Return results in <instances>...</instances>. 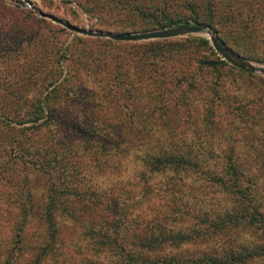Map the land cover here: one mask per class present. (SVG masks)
<instances>
[{"label": "trees", "instance_id": "trees-1", "mask_svg": "<svg viewBox=\"0 0 264 264\" xmlns=\"http://www.w3.org/2000/svg\"><path fill=\"white\" fill-rule=\"evenodd\" d=\"M171 1L175 0H104L103 3L110 8L153 18L150 27L154 30L191 22L218 33L212 21L195 14L191 18H169L165 12ZM15 9L9 11L15 13ZM158 14L161 20H155ZM88 40L95 46L102 44L100 38ZM159 41L165 40H157L152 48L135 47L124 56L112 53L110 57L114 62L108 73L111 85L85 86L82 77L89 74L86 65L94 58L89 52L82 55L85 63L77 62L76 67L67 70L58 81L51 80L49 74L34 71L26 74L39 83L42 97L20 106L21 120L17 125L26 131L28 128L24 125L29 123L31 131L20 134L13 122L6 126L5 132L0 131V134L11 133L8 147H3L2 152L15 156L8 166L11 170L5 169V172L14 175L13 166L25 164L24 176L18 186L28 183L30 172L42 176L45 202L39 217L45 225L46 239L42 245L33 248L37 251L35 254L25 246L21 231L33 211L27 199L25 203H17L19 217L12 220V241L6 240L5 246H0V257H4L0 264H247L250 252L244 246H230L229 240H225L238 219H249L247 214L243 215L244 207L240 208L238 216L236 212V218L232 211L212 217L208 213H191L189 216L190 206L175 208L177 201H181L176 195L183 187L181 180L173 177L160 185L151 182L153 176L171 172L178 177L198 173L210 185L221 183L219 174L199 166L205 155L176 149V146L174 149V142H165L167 137L160 139L150 135L155 124L148 119L166 108L167 101L171 100L168 96L171 90L181 91V96L176 97L178 101L185 98V90H180V84L185 82L191 90L196 89L195 83L188 82L191 78L184 79L182 71L167 70L163 66L175 51ZM105 42L112 47L127 45L112 40ZM27 44L30 48L43 45L36 38ZM194 44L198 47L206 45L207 41L193 39L188 45ZM56 58L61 59V63L66 61V55ZM27 61L28 64L45 63L38 56H27ZM217 64L223 62L195 58L193 69L199 74L212 72ZM93 68L94 74L100 73L101 66L96 64ZM237 70L245 73L243 69ZM54 98L60 101V108L50 106ZM102 103L115 113L120 108L131 109L129 117L136 113L135 110L145 119L135 123L127 118L89 117L94 113L102 115L96 111ZM240 112L239 117L244 121L251 116L249 108ZM43 126L47 132L40 131ZM142 146L155 147L154 151L150 152V148L141 156L142 171L133 172L124 183L116 186H94L92 181L98 175L122 178L125 173V168H121L123 159ZM232 168L230 165L227 169L238 173ZM228 170L224 173L231 176ZM227 183L222 184L226 186ZM12 185L16 187V183ZM161 199L165 202L161 207L152 202ZM62 229L68 232L61 235ZM214 235H219L220 240ZM216 241H220V245H216ZM76 245L79 249H75ZM46 258L51 262H45Z\"/></svg>", "mask_w": 264, "mask_h": 264}, {"label": "rangeland", "instance_id": "rangeland-1", "mask_svg": "<svg viewBox=\"0 0 264 264\" xmlns=\"http://www.w3.org/2000/svg\"><path fill=\"white\" fill-rule=\"evenodd\" d=\"M103 2L104 0H0L1 132H5L6 126L11 125L10 122L15 123V128H18L20 134H26L32 129L29 123L24 125L28 128L26 131L17 125L21 120V107L42 97L39 83L27 77L28 72L49 74L51 80L58 81L67 70L74 69L77 62L85 63L82 55L89 52L94 58L91 64L86 65L89 74L82 77L85 86L95 88L105 83L111 85L108 73L114 62L110 57L112 53L124 56L135 47L152 48L151 45L157 40L121 42L127 45L112 47L106 44L108 39L100 38L102 44L95 46L88 40L92 37L74 34L61 25L39 17L32 10L38 9L90 31L123 33L154 30L150 27L153 18L141 17L120 8H110ZM14 7L17 8L15 13L10 12ZM167 8L165 13L171 19L191 18L195 14L212 21L218 29L215 35L226 47L250 65L264 68V0H175L168 2ZM38 19L43 20V23ZM155 20H161L160 14ZM188 25L194 26L191 22ZM166 28L172 27L163 29ZM35 38L42 41L43 45L30 48L27 43ZM198 38L206 40L207 44L198 47L195 44L188 45ZM159 40H165L159 41L160 44L175 51L163 66L167 70L182 71L184 79L191 78L188 82L195 83L196 89L191 90L183 82L180 84V90H185V98L178 101L176 97L181 96V91L172 89L171 94H168L171 100L167 101L166 108L160 109L161 111H157L148 119L155 124L150 130V135L160 139L167 137L165 142H174L173 148L176 146V149L205 155L206 157L200 159L199 166L219 174L221 183L210 185L198 173L187 176L181 174L178 177L171 172L153 176L151 182L160 185L173 177L181 180L183 187L176 193L181 201H177L175 208L178 206L177 208L184 209L190 206L192 212L189 216L191 213H208L212 217L222 215L226 211H232L234 216L238 212V216L241 213L240 208L244 207L242 213L247 214L249 219H238L230 228L225 240H229L230 246H244L250 252L247 264H264V73L247 70H243L245 73L239 72L237 67L214 50L206 33L181 32L177 36ZM59 55H66L64 63H61V59L57 60L56 56ZM27 56H38L43 58L45 63L28 64ZM195 58L222 61L223 64H217L212 72L199 74L193 69ZM96 64L101 66L99 74H94L93 66ZM49 104L53 108L62 106L55 98ZM245 108H249L251 113L246 121L239 117L240 110ZM129 110L120 108L115 113L106 103H102L96 110L102 115L94 113L89 117L127 118L135 123L145 119L135 110L133 111L136 113L129 117L131 109ZM44 127L46 128L43 126L40 130L43 133L47 132ZM10 134H0V167L3 169L0 168V246H5L6 240L12 241V220L19 217L16 204L25 203L27 199L31 202L33 214L22 227L21 237L25 246L35 254L37 251L33 248L42 245L46 239L45 225L39 217L45 202L44 180L38 173L30 172L28 183L23 187L18 186L25 172V164H19L18 161H15L18 166H13L14 175L9 174V171L5 172V169L11 170L8 166L15 159L10 152L5 155L2 152L3 147H8ZM149 149L152 152L155 147L142 146L135 149L136 151L133 149V153L123 159L121 168H125V173H122V178L98 175L92 183L95 187L103 188L124 183L133 172L143 170L141 156ZM230 165L238 173L228 170ZM227 170L232 177L224 173ZM14 183L16 187H11ZM222 183L227 184L225 186ZM152 202L157 207L165 203L162 199ZM174 211L171 214L173 216L176 209ZM64 232L68 231L62 229L61 235ZM214 238L220 240L221 237L214 235ZM74 242H78L76 236ZM211 244L215 245L214 242ZM218 244L220 245V241H216V245ZM78 246L76 245L75 249H79ZM3 258L0 257V261ZM45 262L51 261L46 258Z\"/></svg>", "mask_w": 264, "mask_h": 264}, {"label": "water", "instance_id": "water-1", "mask_svg": "<svg viewBox=\"0 0 264 264\" xmlns=\"http://www.w3.org/2000/svg\"><path fill=\"white\" fill-rule=\"evenodd\" d=\"M32 10L39 17L48 19L55 24L61 25L63 28L67 29L68 31L74 34L92 37V38L108 39L116 42H138V41H146V40L167 39L177 36L181 32H185L189 34L206 33L208 35L209 42L211 46L214 48V50L218 52L225 60L233 64L235 67L243 70H247L249 72L258 71L264 73L263 67H254L249 63L245 62L243 58H241L240 56L232 52L228 47H226L212 31H210L208 28H204L201 26L179 25L176 27L166 28V29L142 31V32H123V33L90 31L71 25L67 21L55 18L51 15L41 12L38 9L32 8Z\"/></svg>", "mask_w": 264, "mask_h": 264}]
</instances>
